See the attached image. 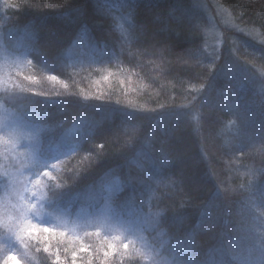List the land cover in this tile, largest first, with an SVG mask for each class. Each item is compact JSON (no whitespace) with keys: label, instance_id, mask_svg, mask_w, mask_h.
Masks as SVG:
<instances>
[{"label":"trees","instance_id":"1","mask_svg":"<svg viewBox=\"0 0 264 264\" xmlns=\"http://www.w3.org/2000/svg\"><path fill=\"white\" fill-rule=\"evenodd\" d=\"M178 1L0 0V46L21 60L7 105L39 147L34 169L0 153V188L29 175L46 219L22 221L14 245L0 229V264H202L221 246L264 264V232L260 255L242 230L264 188V43L226 39L215 56ZM215 1L264 37V0ZM89 191L99 202H71ZM104 204L146 240L102 228Z\"/></svg>","mask_w":264,"mask_h":264},{"label":"rangeland","instance_id":"2","mask_svg":"<svg viewBox=\"0 0 264 264\" xmlns=\"http://www.w3.org/2000/svg\"><path fill=\"white\" fill-rule=\"evenodd\" d=\"M177 6L180 8L179 10L197 21L198 25H200L204 32L206 48L215 56L219 57L222 53V46L225 45L226 39H228V42H230L231 45L238 43L239 38L243 36L257 38L264 43V37L261 36V33L258 30H251V28L239 26L233 19V16H231L230 12L223 5H219L215 0H179ZM0 41H2L1 37ZM20 63L21 60L19 56L12 53L8 48L0 46V93L5 94V98L0 99V133L2 134H0V146L3 147V149L0 148V153L2 151L3 153H5V151L21 152V162H26L29 169H34L36 166H39L38 160L34 158V153L39 147L34 148L37 145V142L32 140V135L37 132H35L33 127L19 122V120L15 118V112L7 105L6 101L15 96L10 86L11 80L8 78L9 71L11 70L10 66H19ZM238 75H240V77H238ZM229 77H235V84H241V86H243L247 80L244 71L241 69H238L237 74L234 76L229 74ZM249 84L252 85L255 90L253 92L254 95L260 91L261 87L257 85L255 86L251 81H249ZM114 112V110L108 108L107 112L101 115L100 120L112 116V113ZM135 161L146 167L145 162L139 160ZM21 171L22 170H19V172ZM34 174H36V172H34ZM28 178L29 175H24L22 176V180H19V183L14 182L8 185L3 184L2 188H0V229L4 230V237L9 238L11 245L17 244L20 241L19 237L22 232L19 226L22 221L26 222L29 216L35 222L46 220L43 218L44 212L42 206L44 205L40 203L41 196L40 193L37 192L38 186L36 185L35 187L37 192V194L35 193V199L31 193L33 182L26 181ZM17 189L21 190L20 200L28 210L25 214L14 215L10 208V206L15 203L16 197L14 196V191ZM249 197L247 213L244 215L242 213V219H245L244 221L247 222V225H242V230H244L246 234L248 233L245 239L246 246L243 247V250L246 249V251H248L247 253H250L248 249H251L252 246H254L251 250L255 249V251L261 255L263 253H260V240L264 232V188H260V190H258V188L256 190L251 188ZM80 201L86 205H89V203L94 204L99 202L98 194L89 191L87 195L71 200V202L75 203ZM95 210L97 211L94 212H98L96 219L102 221L100 223L102 228L105 227L104 229L119 233L120 235L128 233L132 235V233H134L136 239H141L143 242L146 240L136 234L135 225L134 229H132V226L125 223L124 220H116L113 215H110L107 204L100 206V208H95ZM31 215L34 216L32 217ZM53 215L54 212H51L49 217L52 218ZM76 216V219L72 222V226L79 230V227L84 222L82 220V214L79 213V215ZM58 220L59 217L57 218V221ZM252 242L253 244L250 246L249 243ZM189 245V242L188 244L181 245L179 248L180 254L185 255V252L188 253L190 249L188 247ZM8 248L9 247L7 246V249ZM238 254L239 253L236 252L235 249L226 250L221 246L217 250L215 256L212 255L207 262L202 264H244L243 259ZM187 257H185V259ZM179 258L184 262L183 258ZM6 264H20V262H13L12 259H9Z\"/></svg>","mask_w":264,"mask_h":264},{"label":"snow or ice","instance_id":"3","mask_svg":"<svg viewBox=\"0 0 264 264\" xmlns=\"http://www.w3.org/2000/svg\"><path fill=\"white\" fill-rule=\"evenodd\" d=\"M45 231H49L48 229H46ZM125 247H127V245H125Z\"/></svg>","mask_w":264,"mask_h":264}]
</instances>
